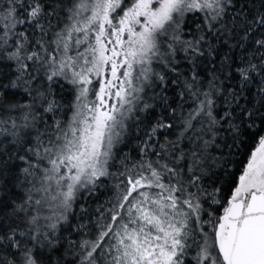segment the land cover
Returning a JSON list of instances; mask_svg holds the SVG:
<instances>
[{"label":"snow or ice","instance_id":"6c2138e0","mask_svg":"<svg viewBox=\"0 0 264 264\" xmlns=\"http://www.w3.org/2000/svg\"><path fill=\"white\" fill-rule=\"evenodd\" d=\"M0 264H264V0H0Z\"/></svg>","mask_w":264,"mask_h":264}]
</instances>
